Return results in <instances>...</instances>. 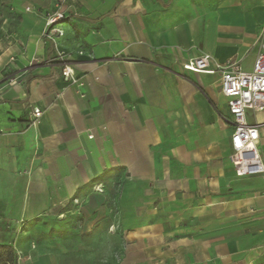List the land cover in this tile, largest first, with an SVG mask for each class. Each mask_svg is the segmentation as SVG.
Wrapping results in <instances>:
<instances>
[{"label": "crops", "instance_id": "crops-1", "mask_svg": "<svg viewBox=\"0 0 264 264\" xmlns=\"http://www.w3.org/2000/svg\"><path fill=\"white\" fill-rule=\"evenodd\" d=\"M262 47L264 0H0V244L39 264H264V177L229 160L220 74L183 69L250 72ZM246 121L264 164V108Z\"/></svg>", "mask_w": 264, "mask_h": 264}, {"label": "built area", "instance_id": "built-area-1", "mask_svg": "<svg viewBox=\"0 0 264 264\" xmlns=\"http://www.w3.org/2000/svg\"><path fill=\"white\" fill-rule=\"evenodd\" d=\"M62 18L61 14H55L50 19V24ZM211 61L209 55L203 54L186 61L183 69L193 73L220 74V93L227 101L229 115L228 119H223L233 125L229 160L238 177H264V164L258 148V129L246 121V112H256L264 108V47L258 52L250 72L242 71L234 61L223 64H213ZM62 75L69 78L72 71L64 67ZM41 115L38 108H33L31 123L35 124Z\"/></svg>", "mask_w": 264, "mask_h": 264}, {"label": "trees", "instance_id": "trees-1", "mask_svg": "<svg viewBox=\"0 0 264 264\" xmlns=\"http://www.w3.org/2000/svg\"><path fill=\"white\" fill-rule=\"evenodd\" d=\"M0 264H17V256L11 245L0 244Z\"/></svg>", "mask_w": 264, "mask_h": 264}, {"label": "rangeland", "instance_id": "rangeland-1", "mask_svg": "<svg viewBox=\"0 0 264 264\" xmlns=\"http://www.w3.org/2000/svg\"><path fill=\"white\" fill-rule=\"evenodd\" d=\"M28 237H30V239H31L32 237H35V236L32 235V234H29ZM109 238H110V237H109ZM110 245H112V243L109 244V243L107 242V247H109ZM109 248H110V247H109ZM109 254H110L111 256H110L109 258H107V262H106V264H114V261H115V262L118 261V260H114V258L112 257V256H113L112 248H111V252H110ZM17 264H39V263L33 262L32 259H21V260H18V261H17ZM41 264H44V262L42 261Z\"/></svg>", "mask_w": 264, "mask_h": 264}]
</instances>
